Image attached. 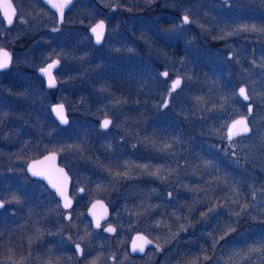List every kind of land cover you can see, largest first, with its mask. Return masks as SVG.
<instances>
[{"label":"rangeland","instance_id":"1","mask_svg":"<svg viewBox=\"0 0 264 264\" xmlns=\"http://www.w3.org/2000/svg\"><path fill=\"white\" fill-rule=\"evenodd\" d=\"M26 1L33 7L29 16L34 22L35 29L44 26L42 21L50 16L49 12L39 4V0ZM185 9L192 10L190 16L192 12L196 13L193 18L198 20V23L186 26L184 34L178 37L166 35L164 30L178 24ZM21 12L29 13L22 4ZM94 12L99 17L109 18L117 15L118 18L114 25L107 29L102 46L92 47L87 35L81 33L64 34L62 31L46 37L44 34L38 36V32L35 31L36 38L29 51L40 58L39 63L36 64L39 66L53 58L60 59V66L55 75L57 86L45 91L44 86L40 89L31 85L28 95H14L16 97L5 91L0 96V109L3 113H7V117L11 116L12 111H16L14 109L16 104L30 101L28 97L31 93L32 100L29 103L36 111L33 119L36 124L39 123L37 128L39 130L42 126L47 127L46 138L49 144L47 148L58 151L63 144H78L80 140H86L84 159L67 153L58 155L61 162L80 164L76 174L81 187L96 190L102 196L110 190L121 194L119 213L128 221L129 227L132 225V229L155 232L156 221L164 220L171 226L172 233H175L178 230V223L185 221L182 219L177 223L174 217L162 216L161 213L176 212L178 216H188V222L192 226L187 232H180L179 237L164 248L163 260L159 264H177L175 255L169 256L173 249L181 250L185 247L187 250L191 245L193 251L198 252L200 247H206L202 233L212 231L217 220L222 224L229 223L228 213L239 211V207L220 209L217 218L210 217L208 223L201 219L200 214L202 211H207V207L211 205L197 204L195 211L191 214L188 211L194 200L202 199L203 196L189 192L187 188L203 186V179L216 175L224 176L227 174L225 168L229 169L228 171L234 168L238 173L236 178L229 180L228 183L239 189L241 202H247L252 207L249 208V215L241 216L233 225L237 231L229 238L228 249L231 252L233 246L243 248L240 243H243L246 234L256 235L264 232V222L261 225L255 224L253 217L257 214L256 208L259 203L264 202V186L256 187L252 183L253 180L245 181L243 177L244 172L256 176L254 170L257 167L262 170L264 179V153L257 147L259 141L256 140L255 134H251L249 139L237 138L236 146L227 153L224 152L223 149L228 147V142L221 138L226 128L222 129L221 125L227 124L235 116L247 115V103L237 97L230 98L224 104V107L227 105V108L233 110L225 116H223L224 111L220 112L222 116L219 115L216 125L220 134L212 133L209 136L203 135L201 131L197 133L194 121L198 116L201 120L205 118L207 111L201 109L213 106L220 108L219 106L224 103L222 97L224 95L230 97L231 92L233 90L237 92V87L240 85L248 89L250 96L253 88L258 94L264 91L261 88L264 80V67H261L264 63V36L241 32L225 39L219 38L241 24L264 23V0H95ZM52 21L54 23L55 19ZM199 24L205 25L208 31H204ZM69 36H71L70 40H66ZM243 36L253 44L251 47L249 43L244 44L241 40ZM152 58L159 60L162 67H157ZM163 70L169 72L168 80H163L158 75ZM176 72L180 75L187 74L192 79L184 81L181 86L183 91L178 89L173 93L175 99L170 100L168 108H161L163 99L167 98L169 81L176 76L174 74ZM74 79L77 81L68 82ZM65 86L70 91L77 92L78 97H73L71 100L70 97L67 98L64 93ZM103 88H107L108 91L102 92ZM195 97H201L206 103L194 107ZM118 99H126L127 103L120 106L117 112L110 106V102L115 103ZM54 102L65 104L70 126L61 127L52 118L49 106ZM236 104H239L238 109L235 108ZM106 105L108 107H105ZM242 107L244 110L240 109ZM252 108L255 119L249 118L250 125L264 134V103L259 105L252 103ZM23 110L25 115L19 118L25 123H19L17 127L11 126L14 132L8 129L7 131L6 128L3 132V128L0 127L2 147L13 141L16 130L24 128L26 121H30L27 114L29 109L25 107ZM193 112L196 115H192ZM104 117H110L114 125L119 127L110 126L106 133L102 134L99 125ZM37 128L35 127L31 134L34 132L37 134ZM48 133L52 135L49 136ZM17 134H21L19 129ZM146 135L149 137L154 135L161 142H170L172 137L179 136L183 143L176 145L175 158L167 156L166 160H151L154 165L171 164L172 167L177 168L179 175L173 174L167 182H162L159 179L141 177L133 173V179H121L110 184L112 177L97 169L93 161L98 159L104 165H108L110 160L112 162L119 160L121 163L129 161L130 164L131 162L149 163L153 153L143 144L138 143V140ZM108 144L112 145L110 151L106 148ZM133 145L136 147L133 148ZM2 147H0V198H11V194L16 193L24 203L5 205V210L0 211V231L10 232L13 242L19 244L18 233L14 230H22L23 224L14 223V216L11 215L12 211L18 212L24 209L23 206L28 204L30 193L36 189L33 184L26 182L23 167L38 150L35 146H24L35 151L25 154L21 150L11 154ZM38 148L42 151L45 149L44 146ZM232 152L236 153L235 157L231 155ZM176 159L180 165H184V161L187 160L194 166L202 165L205 160H214L219 172L215 168L204 170L203 178L199 175L186 174L191 173V168L187 165L177 167L174 162ZM97 184L101 187L97 188ZM169 192L173 193L171 198L168 196ZM208 195L213 196L216 203L220 202V198H237L232 195L230 187L215 194L209 192ZM142 201L160 207L150 217L138 218L135 214L130 215L129 212L124 211L125 207L132 213L141 211L142 209L137 205ZM182 206L183 210L177 211ZM2 218L8 222H3ZM160 232L157 237L163 244L164 238L169 236V233L163 228ZM218 234L222 235V233ZM2 258L3 255L1 257L0 254V259ZM141 264H151V260L146 258ZM250 264H258V262L251 259Z\"/></svg>","mask_w":264,"mask_h":264},{"label":"snow or ice","instance_id":"2","mask_svg":"<svg viewBox=\"0 0 264 264\" xmlns=\"http://www.w3.org/2000/svg\"><path fill=\"white\" fill-rule=\"evenodd\" d=\"M44 3L50 4L53 8L57 10L59 13V22L62 23L64 19V10L69 7L73 0H43ZM0 7L3 8V17L6 19L7 24L10 26L13 24L14 19L19 18L21 23L27 24L29 20L24 19L22 12L20 14L17 13L16 7L13 5L12 0H3V3L0 4ZM179 8V5H177ZM191 9H185L184 14L179 20L178 24H174L171 28L165 29L164 33L169 36H180L183 35L186 29V26H189L194 23H198V20L194 19L196 13L192 12L190 16ZM31 16V13H29ZM35 19V18H34ZM204 31H208V29L203 24H199ZM53 32H58L59 28H53ZM90 31L95 35L96 43L99 44L104 38L105 31V22L100 20L98 23L90 26ZM241 32L245 33H253L259 34L260 36H264V23L257 24H241L237 28H234L232 31L225 33L224 36L219 37L221 39H225L227 37H231L234 35H238ZM119 51V49H117ZM132 51V49H129ZM12 63V55L4 48H0V70L8 69L10 64ZM181 63H184V60H181ZM255 64V61H253ZM60 65V59H53L50 63H46L45 67L39 68V72L47 77V88H55L57 85L56 77L53 75V70L57 69ZM261 67H264V63L261 64ZM176 75L175 79H171L170 85L167 86V98L163 99L160 107L168 108L171 99H175L173 97V93H176L178 89L183 91L182 84L184 81H190L192 79L191 76L187 74L180 75L178 72L174 73ZM158 75L163 76L166 80L169 78L170 74L168 71H163L158 73ZM255 83V82H253ZM261 88L264 89V80H262ZM102 92H107V88L101 89ZM237 97H242L244 101H251L252 103H256L259 105L260 103H264V91L259 94L253 88L251 96L248 93V89L245 87L239 88V91H232L231 96L224 95L222 100L224 103L220 105V108H216L213 106L212 108L201 109L202 111L207 112H216L223 111L224 104L228 102V100L235 99ZM194 107H198L201 103H206L203 101L201 97H195ZM126 99H118L115 103L110 102V106L113 109L119 111L120 106L126 104ZM252 103H249L246 106L247 115L242 116L239 119L232 120L231 124L221 125V128L227 129L226 133L221 135L222 139H226L228 142V147L224 148V152H228L229 149L234 148L236 146L237 138L240 139H249L251 138V134H255L256 140L259 141L257 145L258 149L264 153V134L260 132L259 129H255L254 127L249 126V118L255 119L253 116V108ZM105 107H108L106 105ZM53 113H55L56 118L58 119L61 125L70 126V121L66 114L65 104L58 103L54 105L51 109ZM192 115H196L195 112ZM7 117V113H3V110L0 109V121L4 120ZM110 126L119 127V125H114L112 119L105 118L99 125L102 130V134L106 133V130L109 129ZM216 134H220L219 130H214ZM0 135H2V129H0ZM47 135L51 136L52 133H48ZM71 139V137H69ZM79 139V137H78ZM138 143L143 144L146 149H148L153 155L150 157L149 163L137 164L136 162L124 161L121 163L119 160L112 162L109 161L108 165H104L98 161H93V164L97 169H101L103 172H106L108 176L112 177L109 181L110 184L119 182V180H128L133 179V173L141 177H151L154 179H159L162 182H167L173 174L179 175L177 172V168L172 167L171 164L165 163L161 165H154L151 163L152 159H165L167 156L176 157L177 153L174 150L176 145L183 143L180 140L179 136H174L171 138L170 142H161L155 138L144 136L143 138L138 140ZM86 140H80L78 144H63L59 147L58 151H48L47 146H45V151L48 152L47 155L43 157V160H33L30 164H28L27 172L31 173L32 177L40 178L43 180H47L48 184L51 185L53 189H55V194L62 198V210H68L72 208V199L67 194V183H68V175L64 171L63 168H45L42 165L45 162L55 161L57 156L60 154L70 153L80 159H84V151H85ZM38 146V145H37ZM136 145H133L135 148ZM106 148L110 151L112 148L111 144L106 145ZM231 155L233 157L236 156L235 152H232ZM177 164V167H183L187 165L191 168L190 174L193 176H201L203 178L204 170L215 168L217 172H219L218 167L214 163V160H205L202 165H193L191 162L185 160L184 165H180L178 159L174 160ZM115 168V171H113ZM55 176V179H54ZM229 177L227 174L224 176L216 175L211 176L209 179H203V186H196L194 188H187L189 192H194L198 196L202 195V199H196L193 202V205L188 209L189 214L196 210V205H211L207 207V211L201 212V219L205 222H209V218L216 219L219 215L220 209L227 208H235L239 207V211H230L228 213L229 223H220L217 220V224L212 231L207 233H202V237L206 240L207 246L200 247L198 253L193 254L191 252H182L180 249H173L169 256L175 255L177 264H250V261L253 256H257L262 261H264V238L255 241L253 244H248L246 241L244 243L243 248L233 246V250L229 252L228 249V240L232 236L233 233H236L237 229L233 225L236 224L237 219L241 216L249 215V208L252 205L247 202L242 203L239 199V189L234 185H229L228 183ZM100 184H97V188H100ZM230 187L232 189V195L237 197L236 199L229 198H220V202L216 203L213 196H209L208 193L212 192L215 194L217 191H223L224 188ZM85 191L84 188L78 189L79 193H83ZM103 191H107V189H103ZM155 191V190H153ZM168 196L171 198L173 193L169 192ZM253 199H255V193H253ZM24 200L18 196L16 193L11 194V198L0 199V210H5L6 204H23ZM102 205V201H96L92 204V207L89 209V214L93 215L95 219L94 227L89 229V225H84V235H80V226L77 223L78 217L74 218L71 211H68L66 215L61 212L62 218L67 221V225H70L74 230L72 234L65 235V227L64 225L60 226L56 233L47 232L48 235H58L61 237V241L58 243L61 247L64 246V241L66 240L69 246L72 247L74 251V256L67 257L62 254H57L60 252V248L50 247L47 249L46 253L41 255L40 253H36L35 245L37 242L42 243L43 238L46 234V230L40 227H37L35 230V235H29L27 237V255H24V245L22 243L16 244L13 242L11 233L0 231V254H3V258L0 259V264H66L68 260H80L81 258L87 261L88 257L92 254V247L89 244V241L95 232L96 229L101 228V219L106 220V216H101L99 218H95V213L92 211L97 207V205ZM58 208L61 206L58 204ZM138 208L142 209L141 211L132 213L130 209L125 207L124 211L129 212L130 215L135 214L139 217H150L159 208V205H151L145 204L143 201L140 205H137ZM183 206L177 211H182ZM215 214V215H214ZM83 215V214H81ZM162 216H171L175 218V222H179L182 219L185 223H178V230L175 233H172L171 226L166 224L164 220H157L154 228L159 230L161 228L166 229L169 233V236L165 237L163 240V244L156 243L153 240H149L146 236L138 235L132 241V251H139L141 253L145 252V247L147 245H153L155 249V253H160L164 251V248L172 243L173 240H176L180 232H187L189 227L192 225L188 222V216H178L176 212L171 214L169 213H161ZM235 217L236 219H233ZM83 223V221H80ZM91 224V222H89ZM132 225H130L131 227ZM108 233H115L117 231L116 228L109 225L108 227L103 229ZM222 233V235L218 234ZM76 236V239H73V236ZM137 240H141L142 243H137ZM223 242V243H222ZM83 245V246H82ZM19 256V259L16 257ZM117 256L115 253H112L110 256H105L102 253L97 255L93 260L88 262V264H107L108 260H112L115 264L117 261ZM152 257H149L151 260Z\"/></svg>","mask_w":264,"mask_h":264},{"label":"flooded vegetation","instance_id":"3","mask_svg":"<svg viewBox=\"0 0 264 264\" xmlns=\"http://www.w3.org/2000/svg\"><path fill=\"white\" fill-rule=\"evenodd\" d=\"M13 5L17 9V13L20 14V7L21 4L24 6L25 11H29V13L32 14L31 10L33 7L30 6V4L26 0H12ZM95 3V0H73V3L68 7V9L64 12V19L63 22H58V17L55 11L50 9L45 3H43L42 0H39V4L49 12L50 16L46 19H43L42 23L44 26H39L37 29H35L34 22L32 21L31 17L29 16V13L24 12L23 18L29 20V23L24 24L20 22L19 18L14 19L12 25H8L6 23L5 18L3 17V12L0 7V48L6 49L8 52L12 55V63L10 64L8 69L0 70V96L5 93V91H8L9 93H12L17 96L22 95H28L29 89H31L33 86H38L40 89H42V86H44V90L48 91L51 90L47 88L46 80L47 78L43 76L39 72V68L45 67L46 63H50V61L44 63L43 65H36L39 63V57H36V55H33L30 53L29 49L30 46L34 43V40L36 38L35 31L38 32V36L41 34H44L46 37L50 36L51 34H56L59 32H62L64 34L67 33H81L87 35V37L90 40L91 46L94 48H100L102 44L105 41V36L107 29L114 25V22L118 19L117 15L114 17L109 18H103L99 17L98 15L93 13V4ZM52 19H55V22L53 23ZM40 20V19H39ZM100 20H103L105 22V31H104V38L100 44H96L94 42V36L90 31V26L98 23ZM59 28L58 32H53V28ZM142 34V33H141ZM142 37V36H141ZM244 37V38H243ZM241 37L244 44L249 43V40L245 38V36ZM71 36L68 37L66 40H70ZM241 41V42H242ZM255 41V40H254ZM242 42V43H243ZM250 47L253 44H248ZM157 46V45H155ZM159 46V45H158ZM162 46V45H160ZM26 55V56H25ZM20 58H24V60H20ZM57 59V58H53ZM52 59V60H53ZM146 59V56H145ZM154 60V63L157 67H162L159 60ZM153 62V61H152ZM60 66V65H59ZM58 66V67H59ZM57 67V68H58ZM56 70H53V75H56ZM165 71V70H163ZM162 71V72H163ZM167 71V70H166ZM176 76H174L172 79H174ZM163 80H166L163 76H161ZM168 80V79H167ZM74 80H68L70 83H74ZM171 80L169 81V83ZM32 85V87H30ZM57 86V85H56ZM30 87V88H29ZM64 93L70 100L73 97H78L77 92L74 93L70 91L68 87H64ZM28 100H32L31 93H29ZM16 97V96H14ZM29 101V102H30ZM27 101L20 102L19 104H16L14 109L15 112L12 111L13 114L11 116L7 117L6 119L0 121V127L9 131H12L11 126L17 127L19 123H25L23 120H21L19 117L24 116V108L27 107L29 110H27V114H29L30 121H26V126L24 128H18L21 131V134H17L18 129L16 130L14 134V140L11 141L9 144L5 146H1L4 150L9 153L14 154L15 152H19L23 150L26 153H30L32 151H35L34 149H26V147H32L35 146L37 151V154L30 157L25 166L23 167V174L26 176L27 183L33 184L36 189H34L30 195H29V201L28 204L23 206V210H20L18 212L12 211L13 222L18 224L22 223L23 228L22 230H14L16 231L19 237V244L22 243L24 245V255H27L26 249H27V237L29 235H35V230L37 227H40L42 229L46 230V234L43 238L42 243L37 242L35 245V251L34 255L36 254V250L41 255L45 254L47 249L50 247H57L60 248V252L57 254H62L67 257L74 256V251L72 250V247L69 246L67 241H64V246L61 247L58 243L61 241V237L58 235H48L47 232L56 233L58 228L62 225L65 227V235L72 234L73 229L70 225H67V221H65L62 218L61 212L63 211V214L66 215L68 211H71L73 214V217H78L77 223L80 226V235H84V225H89V229L91 230L93 226L92 220L87 214V209L89 205L94 200H101L104 202L105 206L107 207L108 214L107 219H101V228L96 229L93 233L89 244L92 247L93 251L92 254L88 257L87 261L84 259L80 260H68L66 264H88L91 260H93L97 255L103 254L105 256H110L112 253H115L117 256V261L115 264H141L143 260L146 258L152 257L151 264H159L163 260L164 251L160 253H155V249L153 245H148L145 248V252L143 254H131L129 252V242L132 239L133 235L135 234H142L146 236L148 239L153 240L156 243H160L158 240V234L161 233L160 229L156 230L155 232L152 231H142L137 229H132V227H129L128 221L123 218L119 213L120 203L122 202V196L121 194H118L116 191L110 190L107 194L104 196L98 194V191L92 190V189H85L83 193H79L78 189L83 188L80 185V181L77 178L76 172L79 170L80 164L71 162L70 164H63L57 156L58 164L63 166L67 173L70 176V183H69V189H68V195L72 199V208L68 210H62V203L61 200L56 196L55 192L49 189L42 181L39 179L30 177L26 172V165L28 162L32 159L38 158L42 156L43 154L47 153L45 150H39L38 147L41 146H49L48 140L46 138V125L40 127L38 130L37 125L35 123V120L33 119V116L35 117L36 111L34 109V106ZM57 103V102H54ZM251 103V102H250ZM53 103L49 106V113L54 119V121L61 127H67L66 125H61L58 123V121L53 117L50 107ZM66 109V106H65ZM66 114L68 116V112L66 109ZM110 118V117H109ZM69 119V116H68ZM111 119V118H110ZM16 125V126H15ZM37 128L38 133L32 131L34 128ZM7 130V131H8ZM38 145V146H37ZM48 151H54L51 150V148H48ZM18 158V156H16ZM20 164V163H19ZM1 199V198H0ZM60 205L61 207L58 208L57 205ZM6 207V206H5ZM27 207V208H26ZM1 211V210H0ZM83 214V215H81ZM19 220L22 222H19ZM3 222H8L5 218H2ZM80 221H83V223H80ZM91 222V224H89ZM111 225L112 227L116 228L117 231L115 233H108L105 232L103 229ZM7 233V232H6ZM73 239H76V236H73ZM83 246V245H82ZM182 248V246H181ZM184 252H191L194 254L193 247L189 245L187 247V250H185V247L183 248ZM183 249L181 251L183 252ZM3 254H1L2 257ZM20 257L17 256L16 259H19ZM107 264H114L112 260H108Z\"/></svg>","mask_w":264,"mask_h":264},{"label":"trees","instance_id":"4","mask_svg":"<svg viewBox=\"0 0 264 264\" xmlns=\"http://www.w3.org/2000/svg\"><path fill=\"white\" fill-rule=\"evenodd\" d=\"M149 86V84L147 85V87ZM151 87V86H150ZM152 88V87H151ZM151 91L153 92V90L151 89ZM141 94V93H139ZM251 102V101H250ZM214 103H218V102H214ZM213 103V104H214ZM220 105V103H219ZM231 102H230V106H231ZM218 106V105H217ZM220 107V106H219ZM232 107V106H231ZM207 108H210V107H206ZM236 109L239 108V104H236ZM241 110H244V107L240 108ZM233 110V109H232ZM231 109L227 108V105L224 107V114L223 116L229 114L231 111ZM220 112L221 111H216V112H207L205 118L203 120H201L198 116V118H196V120L194 121V126H195V131L198 133L201 131V133H203V135H209L214 133V130H218L216 128V125H217V120H218V117L222 116L220 115ZM205 113V112H204ZM220 115V116H219ZM220 132V130H219ZM196 133V134H197ZM240 139V138H238ZM226 173L229 177V180H232L234 178H236V175H237V171H235L234 168L230 169V171H228L229 169H226L225 168ZM262 170H260L259 168L255 167V170H254V173L256 174V176L253 174V175H249V172H244L243 173V177L244 179H246L245 181H248V180H253L252 183H254V185L257 187V186H260V187H263L264 186V179H263V176L261 174ZM250 184H251V181H249ZM184 199H186V197L182 196ZM256 213L253 217L255 218V224H259L261 225L263 222H264V202H260L259 203V206L256 208ZM263 230V229H261ZM257 235V236H256ZM254 233V235H252V233H248V235L246 234L243 238V243H240V245H242V247H244V243L245 241L248 243V244H253L255 241H258L262 238H264V232L260 233V234H256ZM207 245V244H206ZM198 253L197 250L194 251V254ZM254 261L256 260V262H258V264H264V261H262L260 258H258L257 256H254L252 258Z\"/></svg>","mask_w":264,"mask_h":264},{"label":"water","instance_id":"5","mask_svg":"<svg viewBox=\"0 0 264 264\" xmlns=\"http://www.w3.org/2000/svg\"><path fill=\"white\" fill-rule=\"evenodd\" d=\"M42 1H43V0H42ZM2 3H3V0H0V4H2ZM43 3H44V2H43ZM45 4H46V3H45ZM46 5H47L50 9H52L53 11L56 12L57 17H58V22H59V13L57 12V10H56L55 8H53L50 4H46ZM1 9H2V12H3V8H2V7H1ZM67 9H68V7L65 8L64 12H65ZM181 17H182V16H181ZM5 20H6V19H5ZM6 23H7V21H6ZM93 36H94V42L96 43L95 35L93 34ZM101 42H102V41H101ZM96 44H97V43H96ZM99 44H100V43H99ZM165 71H166V70H165ZM46 78H47V77H46ZM175 78H176V77H175ZM175 78H174V79H175ZM46 85H47V80H46ZM241 87H245V86H244V85H240V86H238V87H237V92L239 91V88H241ZM245 88H246V87H245ZM240 99H241V101H243L244 103H247V105L250 103V101H244L242 97H240ZM56 104H58V103H53V104L51 105V107H50V111H51L52 107H53L54 105H56ZM161 108H162V107H161ZM51 113H52L53 117L58 121V119H57L56 116H55V113H53L52 111H51ZM242 116H245V115H238V116H235L234 118L230 119V120L228 121L227 124H231L232 120L239 119V118H241ZM105 118L110 119L109 117H104V118H102V119L100 120V123H101ZM58 123H59V121H58ZM248 123H249V126L251 127L249 121H248ZM59 124H60V123H59ZM226 131H227V129L225 128V133H226ZM47 154H48V152L45 153V154H43L42 156H40V157H38V158H35V159L30 160V161L28 162V164H30L33 160H43V157H44L45 155H47ZM28 164L26 165V172H27ZM42 167H45V168H63L64 171L67 173V171L65 170V168H64L63 166H61V165L58 164V160H57V158H56L55 161L45 162V164L42 165ZM27 174H28L30 177H32V176H31V173L27 172ZM67 175H68V183H67V194H68L69 183H70V176H69L68 173H67ZM33 178H36V177H33ZM36 179H39L40 181H42V182H43V183H44L49 189H51L52 191L55 192V189H53V188L51 187V185L48 184L47 180H43V179H40V178H36ZM54 179H55V176H54ZM56 196L61 200V203L63 204V200H62V198L59 197L58 195H56ZM68 196H69V195H68ZM96 201H101V200H94V201L89 205V207H88V209H87V214H88L89 217L91 218L93 226H94V223H95V219H94L93 215L89 214V209L92 207V204L95 203ZM102 202H103V201H102ZM92 211L95 213V218H99V217H101V216H107V214H108V210H107V207L105 206L104 202H103L102 205H99V204H98L97 207H96L95 209H93ZM138 235H142V234H135V235H133L132 239H131L130 242H129V252H130L131 254H143V253H141V252H139V251L133 252V251L131 250V249H132V241H133V239L136 238ZM142 236H144V235H142ZM149 240H150V239H149ZM137 243H138V244H139V243H142V241H141V240H137ZM147 246H148V245H147ZM147 246H146V247H147ZM146 247H145V248H146Z\"/></svg>","mask_w":264,"mask_h":264}]
</instances>
